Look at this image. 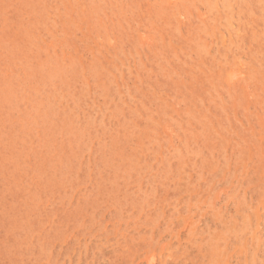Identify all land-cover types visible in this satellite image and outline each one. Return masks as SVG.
<instances>
[{"label":"rangeland","instance_id":"374dc122","mask_svg":"<svg viewBox=\"0 0 264 264\" xmlns=\"http://www.w3.org/2000/svg\"><path fill=\"white\" fill-rule=\"evenodd\" d=\"M0 264H264V0H0Z\"/></svg>","mask_w":264,"mask_h":264}]
</instances>
